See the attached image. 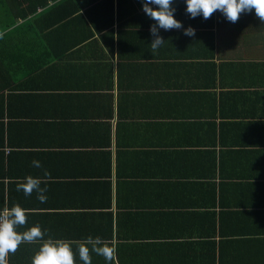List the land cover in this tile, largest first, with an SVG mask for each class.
Listing matches in <instances>:
<instances>
[{
    "label": "crops",
    "instance_id": "0c3cea01",
    "mask_svg": "<svg viewBox=\"0 0 264 264\" xmlns=\"http://www.w3.org/2000/svg\"><path fill=\"white\" fill-rule=\"evenodd\" d=\"M19 1L0 0V210L20 204V231L38 224L74 248L99 236L116 247L115 264H264L255 10L235 23L217 10L209 29L214 13L192 18L173 0L183 28L159 29L153 54L143 0H121L113 20L68 14L66 0L27 16L30 1ZM45 169L47 203L16 190ZM39 247L22 244L9 264H31ZM92 264L106 261L93 254Z\"/></svg>",
    "mask_w": 264,
    "mask_h": 264
},
{
    "label": "clouds",
    "instance_id": "9594fccd",
    "mask_svg": "<svg viewBox=\"0 0 264 264\" xmlns=\"http://www.w3.org/2000/svg\"><path fill=\"white\" fill-rule=\"evenodd\" d=\"M173 0H143V11L156 23L150 27L154 39L151 42L150 51L155 54L164 44V38L159 35V29L165 31L181 29L183 24L175 18ZM187 13L192 18L203 15L204 19L210 18L217 10L226 18L235 23L241 13L255 10L257 18L264 22V0H186ZM151 5H156L153 8ZM184 34L194 36L195 29L189 26L184 29ZM3 33H0V38ZM32 166L40 169L43 167L39 160H33ZM50 173L45 169L43 178L28 175L22 181L16 182V190L22 191L25 197H31L35 192L41 204L47 203L46 178ZM28 212L20 204L12 207H4L0 210V264H9V256L15 254L22 244H36L40 247L35 252L31 264H92V255L101 256L106 264H115L117 250L113 243L103 238L89 235L82 241L76 242L75 248L68 240L46 237V230L40 225H33L24 231L19 229L27 225Z\"/></svg>",
    "mask_w": 264,
    "mask_h": 264
},
{
    "label": "trees",
    "instance_id": "16d2710c",
    "mask_svg": "<svg viewBox=\"0 0 264 264\" xmlns=\"http://www.w3.org/2000/svg\"><path fill=\"white\" fill-rule=\"evenodd\" d=\"M24 1H26V0H24ZM27 1H30L28 3V6L26 7V10H27L26 15L28 16V14H33L39 8H45V7L50 6V4L52 2H55L57 0H27ZM120 1L121 0H116V2H117L116 7L113 6V0H66L65 2L69 6L72 7L67 11L68 14H76L78 12L79 8H83V10H85L87 13H93L95 11L103 12L105 17H109L110 19L113 20L114 14L117 15L118 19H120L121 15H122V11H121V5L122 4ZM16 2H21V1L12 0V6H16V4H15ZM122 3H124V2H122ZM126 6L127 5H124L123 8L127 10L128 7H126ZM4 9H6V8H4ZM214 17H216V12L214 13ZM218 23H219V21L216 17V18L211 19L209 26H208V24H201V25L204 28L212 29V28H215V26L219 27ZM0 27H1V23H0ZM214 36H215L214 33H212V37L210 38L212 41V48H213V45L215 44Z\"/></svg>",
    "mask_w": 264,
    "mask_h": 264
}]
</instances>
